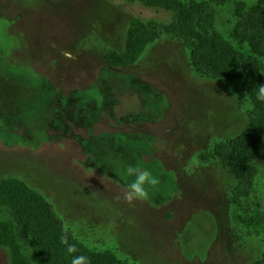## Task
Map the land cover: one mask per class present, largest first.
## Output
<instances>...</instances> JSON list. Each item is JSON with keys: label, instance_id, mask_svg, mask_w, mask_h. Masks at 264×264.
<instances>
[{"label": "rangeland", "instance_id": "obj_1", "mask_svg": "<svg viewBox=\"0 0 264 264\" xmlns=\"http://www.w3.org/2000/svg\"><path fill=\"white\" fill-rule=\"evenodd\" d=\"M194 2L259 57L234 31L264 0H0V181L23 180L85 247L127 264H264V136L244 153L253 103L196 70ZM135 20L161 36L109 66ZM129 164L161 178L131 205Z\"/></svg>", "mask_w": 264, "mask_h": 264}, {"label": "trees", "instance_id": "obj_2", "mask_svg": "<svg viewBox=\"0 0 264 264\" xmlns=\"http://www.w3.org/2000/svg\"><path fill=\"white\" fill-rule=\"evenodd\" d=\"M185 26L197 33L199 48L194 53L196 70L207 77L220 80L238 95H248L254 105V120L250 132L239 143L244 153L258 147L264 136V102L256 99L255 90L264 85V13L258 10L239 12L236 16L234 39L242 47H251L259 57H245L231 40L217 29V10L209 3H192ZM161 36L152 24L135 20L126 37L125 51H112L106 58L109 66L123 68L135 63L146 49ZM239 153L238 158L246 155ZM229 166L239 178L246 174L243 162ZM249 169V168H248ZM64 221L54 206L26 182L16 178L0 181V247L10 253V264H71L73 255L88 257L89 264H127L111 252H92L77 240L67 228L69 244L78 251L69 254L61 243L65 235Z\"/></svg>", "mask_w": 264, "mask_h": 264}, {"label": "clouds", "instance_id": "obj_3", "mask_svg": "<svg viewBox=\"0 0 264 264\" xmlns=\"http://www.w3.org/2000/svg\"><path fill=\"white\" fill-rule=\"evenodd\" d=\"M65 57L71 59V53L65 52ZM256 99L264 102V85H259L255 90ZM249 99L247 95L246 101ZM125 174L131 177L130 183L124 192L123 200L128 204H133L135 201H145L149 199V193L151 190L156 189L161 184V178L155 175L153 171L148 168H142L139 164L126 167ZM107 174L102 178V182ZM67 228H65V235L61 237V243L66 246V251L69 254H74L78 251L74 244H69L67 239ZM71 264H89L88 257L84 255H73Z\"/></svg>", "mask_w": 264, "mask_h": 264}]
</instances>
